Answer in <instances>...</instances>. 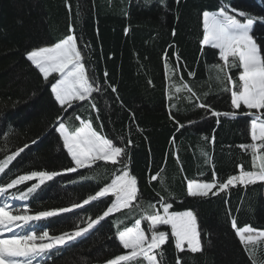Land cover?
I'll return each mask as SVG.
<instances>
[{"label":"trees","instance_id":"1","mask_svg":"<svg viewBox=\"0 0 264 264\" xmlns=\"http://www.w3.org/2000/svg\"><path fill=\"white\" fill-rule=\"evenodd\" d=\"M222 4L264 17V0H0V160L29 145L0 175V185L34 170L60 171L72 166L55 128L58 116L65 124L70 119L79 127L75 119L79 115L91 121L97 131L103 126L102 134L118 145L127 146L129 171L137 177L140 197L134 203L146 207L164 196L172 203L170 211L194 212L202 252L179 253L182 264H253L231 220L235 218L238 227L264 230V182L229 187L216 196L193 198L186 194L189 180L212 182L215 173L220 182L228 175H238L241 166L258 171L253 168L251 150L240 147L252 143L251 117L240 114L248 110L231 107V92L225 90L231 85L214 67L223 63L219 51L200 43L202 13L217 11ZM251 34L264 46V24H255ZM68 35L77 38L90 76L101 84L107 79L117 89L113 93L106 87L93 93L99 111L81 101L65 112L51 93V83L26 57L29 51L51 46ZM166 62L171 79H166ZM189 71L195 75L189 77ZM240 71L232 68L229 74L235 80ZM181 76L195 96L186 89L176 93L169 87L172 82L180 83ZM199 102L237 115L213 117L196 107ZM257 155H264V148ZM115 167L98 162L91 171L81 169L54 177L28 201L30 208L36 212L82 201L110 182ZM158 171V179L149 183ZM92 172L96 173L93 180L68 183ZM34 182L28 181L18 190ZM112 199L102 198L83 209L40 221L38 231L47 228L58 235L74 230L81 218L102 214ZM139 217L140 210L133 208L105 218L85 236L53 252L47 264H104L124 254L127 250L116 239L113 221L123 220L122 228L132 226ZM142 226L147 227L145 221ZM160 229L169 234V241L162 246L164 264H176L174 238L165 226ZM256 264H264L261 242L256 247Z\"/></svg>","mask_w":264,"mask_h":264},{"label":"snow or ice","instance_id":"2","mask_svg":"<svg viewBox=\"0 0 264 264\" xmlns=\"http://www.w3.org/2000/svg\"><path fill=\"white\" fill-rule=\"evenodd\" d=\"M230 11L234 14H230ZM202 17L201 46L208 45L219 51V61L223 63H217L214 67L224 76L227 85H231L230 88H225L226 91L231 92V107L239 110L243 106L248 112L240 114L251 117L252 143L240 145V147L251 150L253 168L258 167V171H246L241 166L238 175H228L220 182H217L215 173H213L212 182L189 180L186 194L193 198L208 197L210 194L216 196L228 190L229 187L237 185L247 187L258 181L264 182V155H257L258 151L264 148V111H262L264 110V54H262L264 46L258 44L251 34L255 24L258 22L264 24V17L258 18L223 4L217 11H204ZM69 31H72L71 25ZM26 57L42 74L43 79L51 83V93L65 112L75 102L81 101H87L93 110L99 111L92 98L93 93H101L106 87H110L113 93L117 91L115 86L108 84L107 79L101 84L90 76L74 35H68L51 46L33 49L26 54ZM232 68L241 69L238 79L234 80L229 74ZM170 71L166 62V79H171L168 75ZM175 71H179V65ZM53 74H57L58 78ZM188 75L193 77L195 73L189 71ZM107 76L108 73H105V77ZM50 77L55 80L54 83L51 82ZM180 81V83L172 82L169 87L174 88L176 93L186 89L192 96L196 95L189 84L183 82L182 76ZM196 107L206 109L213 117L235 118L237 115L236 112L215 111L203 102L197 103ZM75 119L80 121V126L70 130L63 122V118L58 116V126L55 128L62 139L63 148L71 157L72 166L60 171L34 170L27 174L17 175L7 184L0 185V264H46L53 252L85 236L105 218L123 210L131 211L133 208L140 210V217L134 220L132 226L125 225L121 228L124 224L123 220L113 221V226L117 229L116 239L127 251L106 260L104 264H164L165 253L162 246L169 241V234L159 230L161 225L170 226V235L174 238L178 254L176 264H182L179 253L186 250L193 254L202 252L201 233L198 230L197 217L194 212L192 210L170 211L172 203L168 202L164 196H160L159 201L155 203H148L146 207L134 203L139 201L140 197L137 177L129 171V160L126 159L128 157L127 146L122 143L118 145L114 139L102 134L103 126H101V131H97L91 121L83 120L79 115ZM179 127L182 128L184 125L180 124ZM131 143L132 141L129 140L128 144ZM28 147L29 145L25 144L0 160V175L4 174L12 161ZM257 161H259L258 165ZM98 162L110 163L116 167L110 182L100 187L94 194L88 195L82 201L73 202L67 207L36 212L31 210L28 201L46 182L57 176L77 173L81 169L91 171L94 166H98ZM158 176L159 171L156 175L150 176L149 183L156 181ZM95 178L96 173L92 172L87 177L80 176L79 180L68 183L87 182ZM28 181L35 182L23 191L18 190V186ZM13 189L17 191H11ZM169 196L172 194L169 193ZM107 197L114 199L107 205L106 210L95 218L91 216L81 218L74 230L56 235L51 234L47 228L38 231L35 227L40 221L64 213H72L74 210L83 209L92 202ZM13 201L21 203L14 204ZM142 221L147 222V230L142 228ZM231 227L253 259V264H256V247L258 242L264 243V230L251 226L238 227L235 218L231 220Z\"/></svg>","mask_w":264,"mask_h":264},{"label":"rangeland","instance_id":"3","mask_svg":"<svg viewBox=\"0 0 264 264\" xmlns=\"http://www.w3.org/2000/svg\"><path fill=\"white\" fill-rule=\"evenodd\" d=\"M208 46V45H207ZM53 76H56L57 78H58V76H57V74H53ZM54 82H55V80H54ZM246 109V108H245ZM252 111H255V110H252ZM66 126L70 129V130H74L75 128H76V126L74 125V123L70 120V119H67V122H66ZM161 212H162V210H161ZM145 223H146V226L148 227V225H147V222L145 221ZM142 226V225H141ZM162 226L164 227H166L170 232H171V229H170V226H167V225H161V226H159V229L160 228H162ZM147 227L146 228H144L145 230H147ZM142 228H143V226H142ZM161 230V229H160ZM162 231H164V230H162ZM237 237V236H236ZM237 239H238V241H239V238L237 237ZM240 242V241H239ZM48 263V261L46 262V264Z\"/></svg>","mask_w":264,"mask_h":264}]
</instances>
